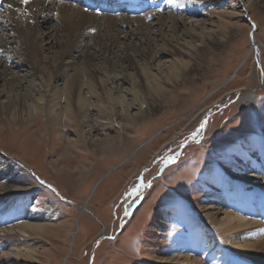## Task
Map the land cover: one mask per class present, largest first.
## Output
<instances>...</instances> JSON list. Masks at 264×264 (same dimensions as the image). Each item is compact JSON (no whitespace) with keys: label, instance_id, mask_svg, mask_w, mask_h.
<instances>
[{"label":"rangeland","instance_id":"1","mask_svg":"<svg viewBox=\"0 0 264 264\" xmlns=\"http://www.w3.org/2000/svg\"><path fill=\"white\" fill-rule=\"evenodd\" d=\"M186 1L183 11L175 15L186 21L200 19L204 22L203 31L219 32L223 42L207 49L192 38L195 46L188 49L180 39L185 48L177 53L181 66L172 70L173 76L168 79L159 76L160 80L165 79L164 83L158 82L159 96L155 84H149L154 95L150 112L139 117L138 107H133L131 113L136 114V122L132 126L125 123L126 112H119L122 114L118 113L110 125L103 126L112 114L108 103L104 105L108 112L97 113L99 106L92 100L95 108L90 109L91 115L95 124L104 128L101 131L98 127L94 136L115 142L104 153L98 151L102 157L95 155L96 146L85 140L79 123L69 125L65 119H57L55 130L50 131V124L40 114L33 125L26 126L21 118L25 115L14 116L13 124L6 109L0 110V159L13 164L14 179L12 183L0 179L4 187L0 189V218L1 214H9L13 219L9 224L0 220V264H167V259L178 253L190 254L202 264H264V256L252 258L236 252L228 241L231 236L212 226L204 218L202 208L212 194L226 198L230 209L239 206L235 202L238 192L264 195V2L248 10L244 6L246 0H202L196 4ZM161 10L160 14L166 16L167 9ZM143 11L140 17H146L145 23L158 16L150 15L148 9ZM4 13H0L1 18ZM126 17L133 19L131 15ZM2 26V34L10 41L9 28L0 22ZM135 26L136 22L120 29L121 41L143 48L146 45L140 43L138 36L129 37ZM186 27L190 28V24ZM88 34L99 38L93 30ZM159 37L151 36L145 44L159 49ZM58 42L53 41L51 46L42 44L38 54L42 67H46L47 58L58 55ZM85 43L90 44V49L75 54L77 64L88 56L101 64L103 58L115 54L116 48L110 49L106 42L107 51L94 56L96 45L92 38L78 44L84 48ZM118 46L123 44L119 42ZM68 60L66 57L62 63ZM169 60L160 54L154 67L165 70ZM14 64L17 65L12 67L8 61L7 78L31 75L25 64ZM53 71L55 76L57 68ZM133 73L129 71V76L135 82L137 74ZM59 81L51 87H61L62 80ZM174 96L171 104L169 98ZM4 101L0 94V102ZM142 109L146 110L145 104ZM36 129L42 135L41 143L30 140ZM44 131L47 132L43 136ZM57 132L62 134V144L54 134ZM106 142L99 144L104 146ZM77 164L91 169L95 178L78 179ZM61 166L66 168H62L64 174L57 171ZM245 167L249 168V175L263 178L261 186L242 179ZM86 181L89 184L84 186ZM15 204L46 212L43 224L47 229L30 236L9 232L11 226L20 223L15 220ZM256 217L264 223V213ZM7 234L21 238L13 239L14 251L5 257L3 253L10 248ZM18 250L33 253L18 259Z\"/></svg>","mask_w":264,"mask_h":264},{"label":"bare ground","instance_id":"2","mask_svg":"<svg viewBox=\"0 0 264 264\" xmlns=\"http://www.w3.org/2000/svg\"><path fill=\"white\" fill-rule=\"evenodd\" d=\"M118 1L131 9H136V6L148 7L152 15L155 13V15L157 14L158 16L154 17V20H152L153 22L145 23L146 20H144V18L146 17L141 18L140 15L132 19L124 15H111L100 13V11H98L99 13L86 12L84 11L83 5L80 7L73 6L71 3L64 0H30L29 4H23L20 0H0L1 8L3 7L2 12H5L2 18L0 15V22H3L4 26L9 28L7 33L11 35L10 41L8 39L6 40L7 35L2 34L4 27H0V94L5 97V101L0 102V110L6 109V113L9 114L10 117H13V124H16L14 116L25 115L21 117L25 125H33L38 119L37 114H40L43 119L48 121L50 124V131L55 130L54 121L57 119H65L67 121L66 123L69 125L70 123L75 125L79 123L83 127V136L85 140L90 144H95L97 149L95 148L93 152L97 156L99 154L98 151L104 153V151L112 148L115 142L113 141L114 139H110V141L107 142L106 140H97L94 136V132L96 130L98 131L99 125L95 124L91 115L90 109L95 108L92 100L95 99L99 106V108L97 107V113H102L103 111L108 112L104 106L108 103L110 108L109 111L112 114H109L110 116H108V119L110 120L106 121L108 123L104 122L102 124L103 126L110 125L111 120H113L114 117L117 118L119 112H126L127 118L125 123L126 125L132 126L136 122V114L134 115L131 113V109H134L133 107H138L137 115L139 117H144L150 112V107L152 105L151 101L154 95H152L148 89L149 84H155L156 96H159L158 91H160V89L158 82L162 81L159 76L162 74L168 79V76H173L172 70L174 71V69H177V66H181L180 55L178 56L177 53L184 48V43L181 42L182 39L187 43L188 49H191L194 45L192 44V38L198 39V42L207 49H211L218 43L223 42L219 32H204L201 28L204 22L200 19H189V21H186L185 18L175 15L176 12L183 11L182 4L186 0H174V2L171 3L169 0ZM190 1L193 4H196L195 2H202V0ZM262 2H264V0H246L244 6L248 10H252L255 5H259ZM9 5H11V7H9ZM84 5L86 8L90 6L86 2H84ZM139 7L137 9H139ZM159 7H161L160 9L162 10L167 9L166 16H163L162 13L160 14ZM135 22L137 23V26H135L137 28L134 27L135 29H131L133 30L131 33L128 32L129 37L133 35L138 36L137 39L140 43L143 44V46L146 45L143 48H140L139 45H130L129 43L127 44L121 41L122 35L120 36V29L129 28ZM187 23L188 25L190 24V28L186 27ZM155 27L156 29L154 30ZM180 29L181 34L179 32ZM89 30L95 31L99 38L96 39L94 36L89 35L91 33L88 34ZM165 31L166 33L169 32V34H166ZM58 36H60V40ZM123 36L126 37V35ZM151 36H160L159 38H161L162 45L159 49L154 50L151 48L150 43L145 44L147 43L146 40H151ZM87 37H91L96 45L95 48H93L94 51L92 50L94 56H99L98 54H102L105 50L107 51L106 42L110 45V49L112 46L116 48L114 56L112 55V58H103L101 64L98 62L95 63L93 58L91 59L89 56L83 59L81 64L74 62L76 58L75 54L84 53V51L90 47L88 43L84 44V48L78 44L83 42ZM48 40H50V42ZM53 41L54 44H57L58 41L61 42V48L58 49L57 56H48L49 58L46 60L44 59L47 65L46 67H42L38 59V54L40 53L39 49L41 50L43 45H50ZM119 42H121L123 46H118ZM39 45H42V47H39ZM80 47L82 48L81 50L79 49ZM87 54H90V52ZM160 54L166 55L170 59V63L165 70L161 68L156 69L154 67L156 65V58ZM66 57L70 58V60L62 63V60ZM8 61L11 62L12 67L17 65L14 63L25 64V66L31 69V75L27 78H17V76L7 78L6 76L10 66H7ZM60 63L63 65L61 66ZM55 68H57V73L53 76L51 71L55 70ZM129 71H133L137 74L136 79L134 78L135 82L131 78L132 76H129ZM56 80H62L61 87H57L58 85L51 87L52 83ZM106 85H115V87L105 88L104 86ZM126 86H129V90ZM109 99L111 102H108ZM126 99H131V102L129 103ZM174 99L175 96L169 98L171 104H173ZM247 99L250 100V96H247ZM61 103H63V105ZM144 104L146 110L142 109ZM118 108L120 109L119 111L117 110ZM103 129L102 126L99 127V130L102 131ZM46 132L47 131H44L43 136ZM54 134L58 137V143L62 144V141H60V139H62V134L58 132ZM31 139H35L36 143H41L42 135L38 134L36 129L30 140ZM99 142H106L107 144L100 146L101 143L99 144ZM26 143L29 144V142ZM67 145L70 144L67 142ZM32 147L35 146L32 145ZM99 157H102V155ZM66 159L68 158H65V161ZM55 162L56 161H54V163L52 162V164H55L54 168H56ZM57 168V171L61 173L62 168L66 169L62 166ZM247 169L249 168L245 167L243 171L245 175L242 179L249 183L255 182L254 185L256 186H261L262 183L260 182H262L263 178L255 174L249 175ZM89 170L91 169H86L82 167V165L77 164V178L87 177V179L91 181L95 176L91 175ZM12 174L13 164H6L0 159V179H8V181L12 183L14 181ZM87 184H89L88 181L83 182L84 186ZM12 185H15V188L19 187L17 183H13ZM0 189H4V187L2 188L0 185ZM235 202L238 203L239 206H234L230 209L226 203V198L223 199L222 195L212 194L207 198L206 207L202 206L204 218L207 219L212 226H215L217 230H222L227 233L228 236H231L228 241L236 252L244 256H251L252 258L263 257L264 223L259 221L260 218L256 217V215L264 213V206H262V204H264V195L241 191L236 194ZM1 208L2 207H0V209ZM12 208H14L16 212L15 220H19L20 223L14 225L15 227L17 226L16 228L11 226L8 229L9 232L14 231L23 236H30V234L40 235L47 229L46 224H43V219L46 218V212L39 211L38 209H36V211L35 209L31 210L29 207L22 204H15ZM1 218H3L4 223L9 224L11 221L13 222L9 214H1ZM20 235H6V243L10 248L7 252L3 253V256L8 257L13 253L12 241L18 236L21 238ZM16 253L17 258L22 259L24 257H30L33 252L18 250ZM166 263L202 264L199 259L187 253H178L173 258L167 259Z\"/></svg>","mask_w":264,"mask_h":264},{"label":"snow or ice","instance_id":"3","mask_svg":"<svg viewBox=\"0 0 264 264\" xmlns=\"http://www.w3.org/2000/svg\"><path fill=\"white\" fill-rule=\"evenodd\" d=\"M20 2L23 4H29L30 0H20ZM169 2H174V0H169ZM9 7H11V5H9Z\"/></svg>","mask_w":264,"mask_h":264}]
</instances>
